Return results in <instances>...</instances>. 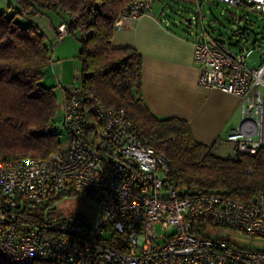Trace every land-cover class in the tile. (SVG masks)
Returning a JSON list of instances; mask_svg holds the SVG:
<instances>
[{
	"label": "built area",
	"instance_id": "built-area-1",
	"mask_svg": "<svg viewBox=\"0 0 264 264\" xmlns=\"http://www.w3.org/2000/svg\"><path fill=\"white\" fill-rule=\"evenodd\" d=\"M212 1L240 13L232 23L233 43L208 33L200 4L188 17L198 83L240 99L239 126L224 141L237 154L251 156L264 148V63H249L259 43L253 45L248 30L239 26L264 18V0ZM152 3L132 2L116 28L146 14ZM57 30L60 42L68 31L65 25ZM59 112L60 121L47 129L64 136L57 152L0 155V261L264 264V250L211 235L225 228L264 239V191L241 200L223 190L179 189L171 181L168 158L140 136L126 110L107 107L79 84L63 95ZM75 196L95 201V221L55 212L62 199Z\"/></svg>",
	"mask_w": 264,
	"mask_h": 264
},
{
	"label": "trees",
	"instance_id": "trees-1",
	"mask_svg": "<svg viewBox=\"0 0 264 264\" xmlns=\"http://www.w3.org/2000/svg\"><path fill=\"white\" fill-rule=\"evenodd\" d=\"M9 1L8 10L0 12V155L46 157L59 150L61 140L47 132L60 121L56 118L58 98L53 87L42 83L45 69L53 62L51 46L37 25L17 20L51 11L62 16L55 28L65 25L67 36L80 43L76 56L81 71L79 86L107 107L126 110L140 136L168 158L176 187L223 190L241 200L264 191V148L251 156L239 155L235 148L228 156L215 154L213 145L194 138L186 120L157 117L148 108L142 93L141 55L133 47L111 42L119 16L138 0ZM260 21L264 18L250 19L251 23L239 27L248 30L253 45L259 43L264 63V23ZM207 25L211 26L210 22ZM233 40L231 33L228 43Z\"/></svg>",
	"mask_w": 264,
	"mask_h": 264
},
{
	"label": "crops",
	"instance_id": "crops-1",
	"mask_svg": "<svg viewBox=\"0 0 264 264\" xmlns=\"http://www.w3.org/2000/svg\"><path fill=\"white\" fill-rule=\"evenodd\" d=\"M198 4L202 15L205 5L207 13H212V7L217 10L224 7L231 13L232 21L240 13L212 0H153L146 14L123 20L121 27L115 29L111 42L113 46L133 47L141 55L142 93L150 111L157 117L186 120L194 138L205 145H213L214 151L220 144L228 143L225 137L239 126L240 99L198 83L199 68L193 59L192 38L183 32L180 22ZM188 9L192 12L185 11ZM210 19L208 17L206 24L217 20ZM17 20L23 25H37L52 53L67 41L68 36H65L57 42L55 27L62 21L60 15L46 12L32 18L19 16ZM250 64L261 65L260 55ZM69 88L63 87V90Z\"/></svg>",
	"mask_w": 264,
	"mask_h": 264
},
{
	"label": "rangeland",
	"instance_id": "rangeland-1",
	"mask_svg": "<svg viewBox=\"0 0 264 264\" xmlns=\"http://www.w3.org/2000/svg\"><path fill=\"white\" fill-rule=\"evenodd\" d=\"M13 1V0H12ZM9 0H0V12L7 11L8 6H10ZM207 5L203 6V15L205 21V28L208 33L215 38L223 39L225 41H229V35L233 29L232 22L229 21L231 17V13L229 11H225L220 7L218 10L212 7V13H207ZM11 9V8H10ZM233 9H230V11ZM189 13L192 11L190 9L187 10ZM49 13H52L49 11ZM185 13V12H184ZM193 13V12H192ZM191 13V14H192ZM186 17H191V15ZM185 17V18H186ZM208 17L217 19L214 22H211V26L206 24ZM183 18L181 22H183L184 28L189 32V24L186 19ZM264 23L262 21L259 22ZM188 25V26H185ZM58 28V27H57ZM55 28L56 37L58 36L59 30ZM194 28V26H193ZM57 44V42L55 43ZM56 46V45H55ZM80 47V43L72 36L67 37V41L58 47L51 55H52V65L49 68H46L43 76V85L47 87H53V89L57 93L58 98V108H60V103L62 102L63 97V87L69 88L72 86H76L80 83L81 71L80 64L77 59V53ZM56 48V47H55ZM260 55V51L255 49L253 53L249 56V63L256 60L257 56ZM61 113H57V121L60 119ZM60 139L64 140V136H60ZM215 154L221 156L231 155L233 152V144L232 143H222L213 151ZM56 213H77L84 217H86L89 221L93 222L96 219V203L93 199L87 198L85 196H75L68 197L62 199L55 208ZM156 229L158 233H162L160 225H156ZM173 228L169 229L168 232H172ZM212 236H225L231 241H241L251 248L256 250H264V239H254L241 235L239 233H228L225 228H217L215 231L211 232ZM252 243V245H251Z\"/></svg>",
	"mask_w": 264,
	"mask_h": 264
},
{
	"label": "water",
	"instance_id": "water-1",
	"mask_svg": "<svg viewBox=\"0 0 264 264\" xmlns=\"http://www.w3.org/2000/svg\"><path fill=\"white\" fill-rule=\"evenodd\" d=\"M189 19H190V18H186V21L189 22V21H190Z\"/></svg>",
	"mask_w": 264,
	"mask_h": 264
}]
</instances>
